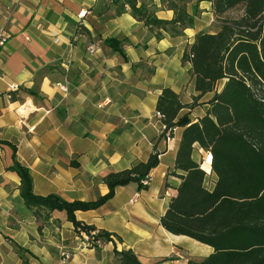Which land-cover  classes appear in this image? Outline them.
<instances>
[{
  "label": "crops",
  "instance_id": "crops-1",
  "mask_svg": "<svg viewBox=\"0 0 264 264\" xmlns=\"http://www.w3.org/2000/svg\"><path fill=\"white\" fill-rule=\"evenodd\" d=\"M145 2L157 18H172L161 0ZM186 8L195 12L192 27L160 29L156 36L111 0H0L7 38L0 48V264H117L114 249L132 250L142 264H190L212 252L159 225L180 182L173 172L179 173L174 160L183 128L175 127L168 142L159 139L156 100L168 87L181 102L192 101L197 93L182 54L197 32L217 30L207 28L214 17L210 0H186ZM107 37L121 40L123 56L103 43ZM91 43L93 54L86 50ZM211 96L179 115L196 121ZM154 146L158 164L145 189L120 186L100 207L75 211L80 223L112 234L102 247L82 244L64 211L35 217L20 196L18 175L8 169L13 157L26 166L36 195L94 200L107 192L104 175L145 161ZM207 155L194 145L192 158H202L211 190L216 175Z\"/></svg>",
  "mask_w": 264,
  "mask_h": 264
},
{
  "label": "trees",
  "instance_id": "trees-1",
  "mask_svg": "<svg viewBox=\"0 0 264 264\" xmlns=\"http://www.w3.org/2000/svg\"><path fill=\"white\" fill-rule=\"evenodd\" d=\"M117 12L126 9L149 30L178 33L192 27L195 12H188L186 0H161L172 10L171 19L157 18L146 0H111ZM219 26L214 33L199 31L182 54L190 63L194 90L189 103L181 102L168 87L161 89L156 112L172 131L182 127L174 170L180 179L159 225L174 235L187 236L212 248V252L190 264H264V0H210ZM238 9L236 16H225ZM103 43L123 56L121 40L107 37ZM31 94L34 91L29 90ZM207 93L212 96L205 113L196 121L182 109H192ZM162 135H159V139ZM163 139V138H162ZM207 152L206 163L216 175L211 190L204 186L206 172L202 158H192L194 145ZM14 150V149H13ZM154 146L145 161H135L129 168L109 172L102 181L107 192L94 200H63L57 194L36 195L32 190L29 169L13 157L8 169L20 179V196L37 218H48L54 211H64L66 219L79 230L89 232L94 226L75 219V211L100 207L110 200L115 189L149 180L158 164ZM111 233L99 230L104 243ZM117 264H142L130 250H113Z\"/></svg>",
  "mask_w": 264,
  "mask_h": 264
},
{
  "label": "built area",
  "instance_id": "built-area-1",
  "mask_svg": "<svg viewBox=\"0 0 264 264\" xmlns=\"http://www.w3.org/2000/svg\"><path fill=\"white\" fill-rule=\"evenodd\" d=\"M85 14H86V10L82 9L78 12L77 17L79 19H82V18H84ZM6 39H7L6 35L4 34V32L2 30H0V48L5 44ZM96 49H97V47L95 46L94 43H91L86 47V50L90 54H93L96 51ZM155 117L160 122L159 135H162L163 140L165 142H168L171 138V129L167 128L161 122L162 115L160 113L155 112ZM148 181H149L148 179L142 180V184L143 185L148 184ZM134 199H132L130 202H133ZM79 233H80L81 243L87 247H102L104 245V241L101 238L97 237V232H95L94 230H91L89 232H86L84 230H79ZM61 255H62L63 259L69 258L68 252H62Z\"/></svg>",
  "mask_w": 264,
  "mask_h": 264
},
{
  "label": "rangeland",
  "instance_id": "rangeland-1",
  "mask_svg": "<svg viewBox=\"0 0 264 264\" xmlns=\"http://www.w3.org/2000/svg\"><path fill=\"white\" fill-rule=\"evenodd\" d=\"M238 13H239V10L235 9V10L229 11L225 16L233 17V16H236ZM218 26H219V18L214 16L213 21L211 22V26L209 25L207 28L209 30H212V29L214 30V28H218Z\"/></svg>",
  "mask_w": 264,
  "mask_h": 264
},
{
  "label": "bare ground",
  "instance_id": "bare-ground-1",
  "mask_svg": "<svg viewBox=\"0 0 264 264\" xmlns=\"http://www.w3.org/2000/svg\"><path fill=\"white\" fill-rule=\"evenodd\" d=\"M206 170H208L209 166L207 164L203 165Z\"/></svg>",
  "mask_w": 264,
  "mask_h": 264
}]
</instances>
